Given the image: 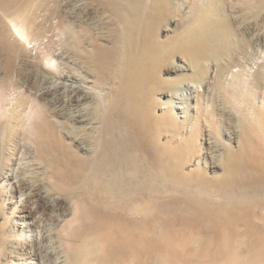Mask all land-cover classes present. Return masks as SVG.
Wrapping results in <instances>:
<instances>
[{
	"label": "bare ground",
	"instance_id": "obj_1",
	"mask_svg": "<svg viewBox=\"0 0 264 264\" xmlns=\"http://www.w3.org/2000/svg\"><path fill=\"white\" fill-rule=\"evenodd\" d=\"M41 1L20 0L19 10L6 8L14 0L3 1L0 51L10 64L17 48H39L47 58L58 45L56 37L36 42ZM80 1L74 4L78 11ZM168 1L92 0L97 20L81 28L68 24L65 31L55 25L59 41L97 72L85 81L72 73L55 80L49 101L68 123L69 143L43 104L15 87L13 75L0 78V165L18 119V131L39 152H53L55 162L68 166L52 175L53 189L72 200V215L62 227L65 247L50 261L39 254L40 264H264V104L254 103L264 89L261 53L254 52L257 69L247 71L250 82L242 77L232 87L223 73L219 77L223 102L233 106L241 131L233 148L215 102L192 105L201 96L204 63L217 34L222 41L231 36L223 13L227 0H195L184 29L162 39ZM237 3L254 19L264 13V0ZM105 19L110 46L97 33ZM176 53L194 72L184 80L160 81ZM102 74H110L112 87ZM242 84L245 106L232 91ZM219 166L220 173L209 172ZM2 171L0 179L16 178L12 168ZM29 240L22 236V250Z\"/></svg>",
	"mask_w": 264,
	"mask_h": 264
},
{
	"label": "rangeland",
	"instance_id": "obj_2",
	"mask_svg": "<svg viewBox=\"0 0 264 264\" xmlns=\"http://www.w3.org/2000/svg\"><path fill=\"white\" fill-rule=\"evenodd\" d=\"M3 1L0 0L1 12H5L2 5ZM194 1H168L163 14L167 21L165 20L166 24L162 25L160 31L162 39H169L176 32L184 29L186 20L191 15ZM80 2H84V7L78 11L74 9L76 0H49L47 3H42L40 9L35 12L37 18L34 17L39 32L36 42L40 40L39 38L51 40L54 37L58 41V45L51 51L50 57L45 58L42 51H38L39 48L28 50L29 52L17 48L12 54L13 60L10 64L7 55L0 51V78L5 77L7 72L10 73L13 75L15 87L19 89L21 94L24 92L27 97L26 94L30 92L38 99L49 113L51 120L56 119L54 123L57 125V129L61 130L66 143L70 141L65 134L68 123L64 121L65 118L58 114V111L52 107L54 106L52 102L49 101L52 98L51 93L55 90L57 83L55 80L64 79L66 73H72L77 77L82 76V81L97 77V72L93 68L88 67L80 57L73 55L64 41H59L61 36L58 38L55 30V25L59 23L63 25L62 31H65L68 24L81 28L98 19V12L95 10L92 0H81ZM19 6L20 0H14L6 8L18 9ZM240 6L237 0H227L223 13L228 19H226L225 27L231 36H228V40L222 41L221 35L217 34L209 59H206L204 63L207 72L205 79L202 80L201 96L197 98L198 100H192V105L195 106L199 101L206 103L208 99L215 102L217 118L224 122V139L233 148L238 145L241 131L235 113L231 111L233 106H228L223 102L219 89L220 74L223 73L224 83L235 87L233 82L238 85L242 77H249L246 74H248L247 71L250 67L254 70L257 69V65L253 62L254 52L261 53L260 58L264 64V13L257 20ZM104 21V26L101 24L102 27L97 33H100L98 34L100 42L110 46L106 19ZM259 32L261 34H258ZM190 66L189 61L183 55L176 53L170 63L160 72L159 80L163 82L168 79L172 83L183 79L194 72ZM102 76L103 83L112 87L115 81L110 77V74H102ZM245 79L251 81L250 77ZM251 84L255 89H262L259 81L252 80ZM243 85H239L232 91L235 93L236 90L234 96L241 105L245 106L247 104L243 100L247 90H244L245 86ZM164 87L161 84L159 88L162 91ZM206 89L207 95L205 94ZM258 92L261 94L258 93L256 100L254 98V103L257 106H262L264 104V89ZM205 105L207 108V103ZM255 112L259 114V111L255 110ZM199 115L202 116L201 120L205 123V116ZM111 117L113 118V115ZM58 120H63L64 126L60 124L59 126ZM16 122L20 124V120L16 119L9 130V138L0 165V175L3 174L2 169L5 170L4 174H6L12 168L16 177L13 179L15 181L0 179V222L3 227V231L0 233V264H40V256H44L48 261L53 260L61 250L60 248L65 247L66 235L62 227L65 220L72 215V200L53 189L52 175L55 170H65L68 166L63 162H55L53 152V155L51 153H44L43 155L39 152L38 148L28 141L25 133L21 130L18 131L19 126L16 125ZM204 125L203 127L206 129V124ZM215 161L219 164L222 163L220 157ZM221 171V166L209 170L211 174ZM69 178L68 176L65 177V179ZM24 235L29 237L30 244L28 249L22 250V241L20 240Z\"/></svg>",
	"mask_w": 264,
	"mask_h": 264
}]
</instances>
